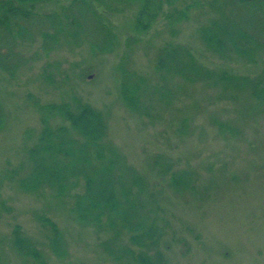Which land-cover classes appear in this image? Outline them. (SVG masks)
<instances>
[{
	"label": "rangeland",
	"instance_id": "374dc122",
	"mask_svg": "<svg viewBox=\"0 0 264 264\" xmlns=\"http://www.w3.org/2000/svg\"><path fill=\"white\" fill-rule=\"evenodd\" d=\"M191 1L179 0L175 7ZM201 1L205 6L191 9L187 20L161 16L144 33L133 29L134 5H116L107 15L117 35L110 51L95 48L81 31L82 41L62 40L50 51L43 48L40 31L32 41L16 38L14 50L22 64L13 75L0 67L5 114L0 126V264H136L114 261L105 248L110 241L116 248L129 242L126 232L117 241L113 231H99L76 218L74 191L60 197L50 187L27 191L20 185L31 170L28 150L43 126L41 107L77 98L106 115L108 142L155 184L164 228L161 250L168 264H264V102L246 91L226 92L219 84L162 74L157 67L161 48L173 42L189 47L212 69L251 77L262 71L264 48L249 62L236 55L222 59L206 47L199 30L214 12L206 5L209 0ZM69 2H44L38 9L60 11ZM134 37L137 42L129 43ZM123 68L154 86L149 115L125 103ZM157 158L177 174L188 173L192 186L171 188V173L162 178L152 169ZM47 217L62 234L63 256L53 251L51 230L43 224ZM16 226L36 244L41 262L16 250Z\"/></svg>",
	"mask_w": 264,
	"mask_h": 264
},
{
	"label": "trees",
	"instance_id": "16d2710c",
	"mask_svg": "<svg viewBox=\"0 0 264 264\" xmlns=\"http://www.w3.org/2000/svg\"><path fill=\"white\" fill-rule=\"evenodd\" d=\"M51 1L0 0V67L4 71L13 75L22 64L14 50L16 38L32 41L39 31L46 51L60 46L62 40L82 41L78 31L98 50L110 51L117 35L107 15L123 2L134 5L133 29L138 33L149 31L161 16L170 22H181L189 18L191 9L205 6L201 0H193L182 8L175 7L179 0H70L60 11H39L40 4ZM206 5L214 12V17L199 30L206 47L222 59L236 55L255 62L264 48V0H209ZM137 40L129 38L128 42ZM157 67L162 74L190 83L219 84L226 92L246 91L264 102V68L253 77L212 69L201 63L189 47L173 42L161 48ZM120 88L130 109L142 115L150 114L149 103L155 96V88L143 76L123 68ZM161 94L165 96V90ZM41 110L43 126L28 150L31 170L20 180L22 188L35 191L50 187L60 197L74 191L72 211L80 222L99 231H113L117 241L126 232L129 236L126 244L116 248L110 241L105 245L114 261L168 264L161 250L164 228L158 221L160 205L155 184L108 142L106 115L80 98L47 104ZM4 116L0 103V126ZM159 159L154 160L152 169L162 178L171 173L168 181L171 188L192 186L188 173L177 174L169 162L162 163ZM79 187L82 190L77 192ZM43 224L51 230L53 251L63 256L66 248L58 226L48 217L43 219ZM13 232L16 250L41 262V252L20 226Z\"/></svg>",
	"mask_w": 264,
	"mask_h": 264
}]
</instances>
